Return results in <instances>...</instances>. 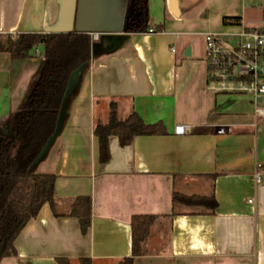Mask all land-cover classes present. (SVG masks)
<instances>
[{"label": "crops", "instance_id": "1", "mask_svg": "<svg viewBox=\"0 0 264 264\" xmlns=\"http://www.w3.org/2000/svg\"><path fill=\"white\" fill-rule=\"evenodd\" d=\"M128 1L0 0V39L102 29L95 31L100 37L90 62L68 90L57 134L31 167L57 176L60 216L44 204L19 234L18 254L0 264H57L58 257L117 264L132 253L136 214L159 218L135 264H264V117L255 115L248 95L207 89L202 28L228 26L225 17L245 21L247 0H179V15L169 0H149L153 33L123 31ZM43 55L42 44L25 59L0 51V131L27 97ZM113 102L119 120L138 112L147 123L162 122L166 132L137 136L127 146L112 136L111 159L101 164L94 128L108 121ZM183 124L195 131L176 134ZM220 126L229 130L218 133ZM257 168L263 178L256 186ZM175 191L214 194L218 208L190 214L191 208L178 207L171 215ZM81 195L92 199L86 235L68 215Z\"/></svg>", "mask_w": 264, "mask_h": 264}, {"label": "trees", "instance_id": "2", "mask_svg": "<svg viewBox=\"0 0 264 264\" xmlns=\"http://www.w3.org/2000/svg\"><path fill=\"white\" fill-rule=\"evenodd\" d=\"M240 21L237 16L225 17ZM149 0H129L123 31L142 32L149 28ZM42 44L43 60L30 91L21 106L10 113L0 131V263L18 254L16 240L26 224L36 218L48 203L56 216L55 182L52 173H33L31 167L53 137L70 87L72 77L92 57L94 43L85 32L19 33L0 39V51L13 59H25ZM166 132L162 122L147 123L138 112L119 120L117 104L111 103L106 123L98 122L94 134L98 140L99 162L111 159L110 138L116 136L121 146L130 145L137 136L160 135ZM173 212L178 207L191 208L190 214H215L218 200L214 194H184L173 192ZM69 216L77 217L81 233L89 232L92 219V199L76 197ZM159 215L136 214L131 218L132 253L117 264H135V257L144 254V244ZM57 264H73L69 257H58ZM80 264H91L83 257Z\"/></svg>", "mask_w": 264, "mask_h": 264}, {"label": "built area", "instance_id": "3", "mask_svg": "<svg viewBox=\"0 0 264 264\" xmlns=\"http://www.w3.org/2000/svg\"><path fill=\"white\" fill-rule=\"evenodd\" d=\"M229 31H207L203 34L207 62V89L218 94L248 95L255 106V115L264 117V18L259 25L249 26L244 20H228ZM154 28L148 29L153 33ZM100 33H91V41L99 40ZM229 127L220 126L218 133ZM195 131L190 124L177 125L175 133L184 135ZM261 165L258 164V168ZM256 169L253 181L262 182L263 172ZM252 202V200H250Z\"/></svg>", "mask_w": 264, "mask_h": 264}, {"label": "rangeland", "instance_id": "4", "mask_svg": "<svg viewBox=\"0 0 264 264\" xmlns=\"http://www.w3.org/2000/svg\"><path fill=\"white\" fill-rule=\"evenodd\" d=\"M248 14L245 16V22L249 26H256L261 23L262 18H264V0H247L245 3ZM151 22V21H150ZM153 24V21L151 22ZM202 28L205 31H214L217 28H223L224 31L232 30V27L221 25L216 28L209 24H202ZM264 101H262L263 103ZM261 105V103H260Z\"/></svg>", "mask_w": 264, "mask_h": 264}, {"label": "water", "instance_id": "5", "mask_svg": "<svg viewBox=\"0 0 264 264\" xmlns=\"http://www.w3.org/2000/svg\"><path fill=\"white\" fill-rule=\"evenodd\" d=\"M169 1H170V7H171L172 12H173L175 15H179V0H169ZM97 11L100 12V10H97ZM96 17H97V16H95V18H96ZM98 21H99V20L94 19V22H97V23H98ZM100 30H102L100 27H95V28H92V29H85V28H82V27H80V26H77V27H76V31H93V32H91V33H94L95 31H100ZM95 45H97V43H95ZM95 45H94V46H95ZM188 54H189V51H188ZM83 67H84V66H83ZM83 67H82V68H83ZM82 68L79 69L76 73H74V75H73V77H72L71 84H72L74 78H76V77L78 76V74L80 73V71L82 70ZM71 84H70V87H71ZM70 87H69V88H70ZM68 90H69V89H68ZM59 125H60V119L58 120L57 129H56V131H55L53 137L50 139V141L48 142V144L46 145V147L44 148V150L42 151L41 155L39 156V158H38L37 160H39V159L41 158V156L44 154L46 148L48 147V145L50 144V142L52 141V139L54 138V136L57 134V132H58V130H59ZM37 160H36V161H37Z\"/></svg>", "mask_w": 264, "mask_h": 264}]
</instances>
